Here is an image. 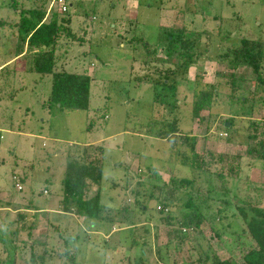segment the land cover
Instances as JSON below:
<instances>
[{
  "label": "rangeland",
  "instance_id": "1",
  "mask_svg": "<svg viewBox=\"0 0 264 264\" xmlns=\"http://www.w3.org/2000/svg\"><path fill=\"white\" fill-rule=\"evenodd\" d=\"M10 1L0 0V18L4 21L14 15L7 8ZM25 1L28 2L18 0L22 4ZM65 1L72 32L57 41L54 71L92 77L90 107L87 112L46 107L51 77L16 72L24 68L21 62L27 63L25 68L29 69L32 55L23 53L18 56L22 58H14L16 40L9 36L12 31L0 29V65L14 58V63L0 72V192L5 193L0 194V205L11 196L16 202L13 206L22 204L23 209L56 208L67 157L84 146H98L104 152L102 203L129 205L135 211L132 230L117 233L111 240L112 247L120 243L118 259L127 258L131 264H139V259L155 264L157 248L166 257L164 246L172 240L167 232H180L189 239L183 243L173 237L174 248L179 249L176 264H190V260L212 252L222 257L230 254L239 260L251 243L244 234L246 225L239 210L243 209L247 216H252V208L264 211V162L247 157L249 121L262 125L264 107L253 104L250 97V93L257 92L252 70L246 66L232 69L217 60L241 38L264 43V0ZM181 32L185 39L197 38L194 40L199 61L175 76L169 75V83L176 81L175 90L155 88L153 85L164 79V75L158 76L160 72L175 70L181 63L178 43L168 45L165 41L167 34L175 38L182 36ZM195 80L199 83L195 84ZM206 86L218 92L216 103L209 112H201L198 120L193 119V92ZM156 94L162 103L155 102ZM173 117L178 119L183 136L196 137L197 154L211 152L228 158L222 163H208V173L192 172L182 165L177 150L185 151L187 147L178 148L180 140L170 143L153 135L163 129L161 125L172 123ZM215 166L221 168L224 183L212 172ZM229 167L233 169L230 175ZM15 176L25 179L20 184L21 192L13 185ZM192 177L204 182L202 196L195 201L202 204L205 216L200 234L181 231L174 222L167 225V212L177 215L175 207H165L166 213L156 209L164 207L156 200L161 199L156 187L167 185L171 178ZM208 189L211 192L207 193ZM166 198L173 196L166 194ZM186 201L184 197L174 199L179 205ZM13 219L14 215L0 211V252L8 250L6 256L0 257L4 264L14 256L16 261L28 256L25 244L20 245L26 240L24 235L13 242L18 248L10 247ZM86 221L92 222L96 232L98 221ZM74 226L78 235L80 231ZM46 234L50 240L59 241L56 246L63 252L60 235L53 229ZM91 238L88 246L83 239L73 245L80 249L78 262L113 264L110 251L97 252L103 239ZM67 262L71 261L65 258L63 264Z\"/></svg>",
  "mask_w": 264,
  "mask_h": 264
},
{
  "label": "trees",
  "instance_id": "2",
  "mask_svg": "<svg viewBox=\"0 0 264 264\" xmlns=\"http://www.w3.org/2000/svg\"><path fill=\"white\" fill-rule=\"evenodd\" d=\"M0 4L3 3L0 2ZM4 5L6 6V4ZM30 5L31 7L29 9L24 10L25 6L18 2V0H11L7 8L14 12L13 18L5 21L3 18H0V29L7 28L9 31H12L9 36H12L16 40L14 57L16 58L23 53L31 54L32 59L29 71L43 77H51L50 95L46 107H56L60 111L87 112L91 101L92 77L86 74L54 71L56 58L55 47L57 41L63 34H66V36L71 34V16L68 15V11L62 14L54 10L48 14V2L42 0H31ZM189 35L190 37H194V35ZM194 39L197 38L194 37ZM194 39H187V37L185 39L183 33L182 36L178 35L175 38L171 34H167L165 41L168 45H177L178 43V57L181 63L177 64L175 70L171 71L167 69L163 73L160 72L158 76L164 75V79L159 84L157 83L158 85L154 84L153 86L155 88L161 90L164 89L163 87H168L174 88L175 90L176 81L175 83L173 81L169 83V75L175 76L177 73H181L189 67H194L196 62L199 61L196 54V40ZM220 58V61L217 60V62L226 63L232 69L246 66L252 70L255 76V88L257 92H253L254 94L250 93V97H253V104L264 107V43L261 40L241 38L238 42L234 43V46L230 45L227 47ZM195 81V84L199 83V81ZM214 89L213 86H206L205 89L197 88L193 92L191 118L198 120L201 112H209L212 109L218 95V92H214ZM157 97L159 98L158 94H156L155 102L162 103L160 102L162 98L158 100ZM239 102L241 104L244 103L242 99ZM173 106L171 105L172 108ZM173 118L172 123H166L164 126L161 125L163 129L157 130L153 135L157 139L170 143L180 140V146L178 148H181V146L187 147L185 151H182V149L177 150V156H182V165L188 167L192 172L195 170L196 172L208 173L210 172L207 166L208 163L218 164L222 163L223 159L228 158L223 154L214 155L211 152H205L201 155L197 154L195 151L196 137L191 135L183 136L178 128V119ZM200 120L202 121V119ZM225 122L232 126L230 120H226ZM262 123L260 125L249 121V132H253L252 134H247V157L264 162V122ZM223 125V131L227 133L229 130L225 128V124ZM89 126L91 125L89 124ZM89 147L93 148L89 149ZM103 161L104 152L102 147L98 146H84L74 155L67 157L62 176L61 197L57 202V209L62 213H72L86 220L98 221L104 228L103 233H109L114 226L118 225H124L132 230V227L135 226V211L131 210L129 205L114 207L109 205V203H102ZM222 166L224 164L221 165V168ZM221 168L215 166L212 172L220 182L223 180L224 183L226 178H224ZM228 170V174L230 175V170L232 171L233 169L229 167ZM24 181L25 179L23 178L19 179L17 176L14 177V187L16 184H19L21 188V190H17L15 187L17 191H22L21 185H23ZM203 183L202 180L198 181L196 177L190 179L171 178L167 185L165 184L155 188L161 197V199L157 197L156 200L161 205H164V207H161L166 209L165 207L171 206L173 208L175 207L177 211V215H173L172 212H167L165 220L168 226L174 222L181 231L186 229L197 231L200 234L205 216L201 210L202 204H197L195 201L202 196L201 190L203 189ZM111 187H115V184ZM91 192L95 194L93 197L88 198L87 196ZM206 192H211V189H208ZM43 193L46 194V191ZM132 194L136 198L137 193L135 190ZM166 194H171L173 199H168V201ZM183 197L187 198L185 204L179 205L174 202V199H179L180 201ZM3 205L6 208L11 207L15 211L13 219V239L10 243L11 249L15 250L19 245L13 242H16L17 238L21 235L30 238L34 223L28 222V216L23 212H19L16 208L19 207V204L13 206L10 203H3ZM239 212L246 225L244 234L251 242L248 243L250 245L247 246V250L240 254V259L237 260L230 254L220 257L215 253H211L209 256H202L201 259L191 260L190 264H264V211L258 208H252V216H247L243 209H240ZM158 213H162V211ZM167 236L172 237V240L164 246L166 257H163L160 248H157L155 251V256L159 264H176L173 261V257L179 252V249L174 248L173 237L175 240L183 243L189 237L186 236V238L180 232L172 234L167 232ZM27 249H29V253L31 252L27 264H46L53 259L64 261L65 258H68L70 261L73 260L72 264L75 261L73 252L68 249H64L63 252L60 249L52 251L47 244L38 247L35 243L29 244ZM3 254L6 256L8 250L1 251L0 257ZM0 264H4V262L0 260Z\"/></svg>",
  "mask_w": 264,
  "mask_h": 264
},
{
  "label": "crops",
  "instance_id": "3",
  "mask_svg": "<svg viewBox=\"0 0 264 264\" xmlns=\"http://www.w3.org/2000/svg\"><path fill=\"white\" fill-rule=\"evenodd\" d=\"M77 4L78 1H76ZM21 3V2H20ZM26 3V6L24 7V10H27L31 7V5L28 2H24ZM23 3V5H24ZM22 4V3H21ZM148 10H150V7H148ZM19 14V13H18ZM18 16V15H17ZM18 19V18H17ZM13 53V50H11V54ZM24 56V55H23ZM15 58V57H14ZM14 58H12V60L7 61L6 63H2L0 65V72H2L3 70L6 69L7 66L10 65L11 62L14 63ZM17 58V57H16ZM22 58L21 57H18ZM22 66L24 67L23 69H19V70H15L16 72H27L29 71V69L25 68L27 66V63L21 62ZM25 64V65H24ZM191 69H189L190 71ZM2 195H5V193H1ZM94 192L90 193L88 198H91L94 196ZM9 201H7L10 204H14L16 202H14V198L9 196ZM4 202V203H7ZM19 212H23L28 216V222H33L34 226L30 235V238L26 237L25 242H22L23 244H20L22 247H25L27 249V246L31 243H35L38 247H42L43 245L47 244L48 247L50 249H52V251H56V249H60V247L56 246V244H59V241L57 240H50L51 238L49 237L48 234H46V231L53 229L57 232L58 235H60V241L64 242L63 247L65 249H68L69 251L73 252V256L75 258L74 264H92L93 261H81V263L78 262L77 260V256L80 252V249L76 246H73L76 244V242H78L80 239H83V243L84 245H89L92 241L91 236H97L100 239H103V244H98L97 246V252L98 253H107V251H110L109 254L111 255V258L113 259V264H131V262L129 260H127V258H123V259H118L117 255L119 254V248L120 243H115L114 247H112V243L111 240L112 238L120 232H123L125 230H129L131 228L129 227H125V228H119L117 229L116 227H113L112 230L109 233H103V226H101L100 224H97V226H95L94 229L96 232L93 231L92 227V222L86 221L85 218H80L75 216L72 213H62L60 211H58L57 207H46L44 209H40V210H31V209H23L24 206L22 204H19V207H16ZM0 211L2 212H7L9 214L15 215V211H13V209L11 207L6 208L4 205L0 206ZM74 224L77 225V228L79 229L80 233L77 235L76 234V229ZM62 227V228H61ZM42 229H44V231H42ZM119 244V245H117ZM135 245L138 247L140 244L135 243ZM73 246V247H71ZM71 247V248H70ZM112 247V248H110ZM70 248V249H69ZM3 250H5L3 248ZM27 251H29V249H27ZM154 251V250H153ZM215 253L216 255H218L216 252H212ZM210 255V254H209ZM31 256V252H28V256H24L22 259H18V261H16V257H13V260L9 261L7 264H22L21 262H24V264H27L28 259ZM219 256V255H218ZM222 257V256H220ZM224 257V256H223ZM73 261V260H72ZM72 261L69 262V264H72ZM139 264H145L143 260L139 259ZM173 261H175V255L173 257ZM64 261H59V260H51L49 262H47L46 264H63ZM154 262L155 264H159L157 262L156 256H155V252H154ZM191 262V260H190ZM172 263V262H171ZM186 262H182L181 264H185ZM64 264H68V263H64Z\"/></svg>",
  "mask_w": 264,
  "mask_h": 264
},
{
  "label": "built area",
  "instance_id": "4",
  "mask_svg": "<svg viewBox=\"0 0 264 264\" xmlns=\"http://www.w3.org/2000/svg\"><path fill=\"white\" fill-rule=\"evenodd\" d=\"M48 2L47 13L50 14L52 11H57L58 13H66L68 11V6L65 0H42ZM15 187L17 190H21L19 184H16ZM157 211L167 212L166 209H163L161 206H157Z\"/></svg>",
  "mask_w": 264,
  "mask_h": 264
}]
</instances>
